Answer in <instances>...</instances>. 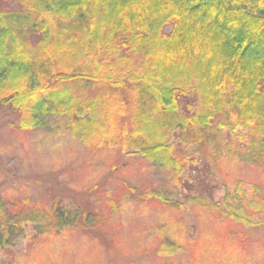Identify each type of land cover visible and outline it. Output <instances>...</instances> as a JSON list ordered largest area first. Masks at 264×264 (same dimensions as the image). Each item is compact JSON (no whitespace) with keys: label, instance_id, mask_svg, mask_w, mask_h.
Instances as JSON below:
<instances>
[{"label":"trees","instance_id":"16d2710c","mask_svg":"<svg viewBox=\"0 0 264 264\" xmlns=\"http://www.w3.org/2000/svg\"><path fill=\"white\" fill-rule=\"evenodd\" d=\"M3 107L21 131L56 122L86 147L175 175L214 128L264 152V0H0ZM6 204L0 197V249L29 225L40 241L101 224L60 200L42 211ZM210 208L246 228L264 196L238 184ZM179 250L160 242L155 254Z\"/></svg>","mask_w":264,"mask_h":264},{"label":"rangeland","instance_id":"374dc122","mask_svg":"<svg viewBox=\"0 0 264 264\" xmlns=\"http://www.w3.org/2000/svg\"><path fill=\"white\" fill-rule=\"evenodd\" d=\"M204 134L175 175L134 154L86 147L63 124L21 131L16 115L0 108V197L8 210L42 211L54 199L101 221L40 241L29 225L0 249V264H264V214L243 228L210 208L238 184L264 196V152L226 131ZM168 241L180 250L163 261L155 253Z\"/></svg>","mask_w":264,"mask_h":264}]
</instances>
